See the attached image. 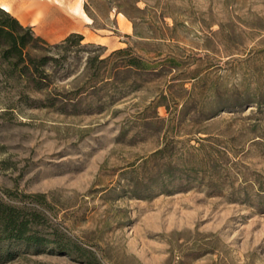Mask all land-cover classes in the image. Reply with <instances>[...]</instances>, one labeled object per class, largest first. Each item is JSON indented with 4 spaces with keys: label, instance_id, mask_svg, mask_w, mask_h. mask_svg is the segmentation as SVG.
<instances>
[{
    "label": "rangeland",
    "instance_id": "obj_1",
    "mask_svg": "<svg viewBox=\"0 0 264 264\" xmlns=\"http://www.w3.org/2000/svg\"><path fill=\"white\" fill-rule=\"evenodd\" d=\"M46 1L22 24L48 44L69 33L60 10L91 52L130 46L162 73L120 70L90 94L74 47L51 83L64 101L34 107L42 93L0 59V196L49 238L4 242L0 264H264V0Z\"/></svg>",
    "mask_w": 264,
    "mask_h": 264
},
{
    "label": "trees",
    "instance_id": "obj_2",
    "mask_svg": "<svg viewBox=\"0 0 264 264\" xmlns=\"http://www.w3.org/2000/svg\"><path fill=\"white\" fill-rule=\"evenodd\" d=\"M85 10L88 12L86 6ZM136 32V30H135ZM135 34L145 37L140 33ZM30 39L33 44H30ZM84 36L77 31L69 32L59 42L48 44L47 41L40 35L35 34L29 25H23L17 17L12 15L8 10L0 6V59L10 64L13 69L17 70L19 75L27 79L30 88L42 93L40 98H32L31 102L25 104L34 107H56L58 103H62L63 94L54 92L51 83L53 79H64L71 73L69 68L70 57L69 52L76 50L85 51L86 57L84 60L83 71L86 74L89 84L82 91H89L90 94L96 92L97 82L104 84H112L118 80L120 70H130L131 68H149V72L155 77H159L162 73L156 70L159 65L157 58L154 61H146L139 55L135 54L130 46L119 47L113 49L108 55L100 57L101 53L91 52L88 50L89 45H94L92 42L82 43ZM47 44L52 48V54L45 52L43 45ZM98 47H101L99 45ZM28 49H33L35 53H31ZM114 57V64L102 69L97 62H107ZM47 66L50 68L47 69ZM123 89L127 86V79L119 80ZM115 88V85L113 86ZM246 98L244 95H236L231 98V106L236 107L241 105ZM164 105V102L157 100L155 106ZM58 107V106H57ZM42 216L36 210L26 212L20 206L8 203L0 196V263L12 259L16 252L9 248H3L2 244L6 241H20L26 244L35 245L39 250L38 245L49 241V238L42 236L34 228V222H40ZM56 247L61 251H68L70 248L63 244L61 238L53 240ZM76 251L83 250L81 246H73ZM87 264H93L92 261H87Z\"/></svg>",
    "mask_w": 264,
    "mask_h": 264
},
{
    "label": "crops",
    "instance_id": "obj_3",
    "mask_svg": "<svg viewBox=\"0 0 264 264\" xmlns=\"http://www.w3.org/2000/svg\"><path fill=\"white\" fill-rule=\"evenodd\" d=\"M0 6L8 11H12L19 18L21 23L35 25V20L39 17L38 8H51L52 4L46 0H0ZM80 10V9H79ZM62 14V17L66 20V26L59 28L64 34L77 31L83 34L84 39L93 40V37L88 36V33L78 26L77 22H74L70 17L71 14L65 15L61 11H57ZM84 12V10H83ZM85 13V12H84ZM50 16H46L47 20H50ZM40 19V18H39ZM38 20V19H37Z\"/></svg>",
    "mask_w": 264,
    "mask_h": 264
}]
</instances>
